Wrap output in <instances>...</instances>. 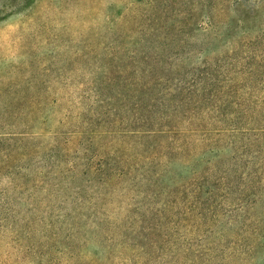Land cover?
I'll use <instances>...</instances> for the list:
<instances>
[{
  "label": "trees",
  "instance_id": "16d2710c",
  "mask_svg": "<svg viewBox=\"0 0 264 264\" xmlns=\"http://www.w3.org/2000/svg\"><path fill=\"white\" fill-rule=\"evenodd\" d=\"M262 3L207 0L192 26L130 28L131 47L101 61L96 112L53 124L12 105L44 99L26 82L0 85V230L65 264H95L84 229L100 264H176L175 220L261 201L264 28L249 32Z\"/></svg>",
  "mask_w": 264,
  "mask_h": 264
},
{
  "label": "rangeland",
  "instance_id": "374dc122",
  "mask_svg": "<svg viewBox=\"0 0 264 264\" xmlns=\"http://www.w3.org/2000/svg\"><path fill=\"white\" fill-rule=\"evenodd\" d=\"M206 4L207 0H0V85L18 91L26 82L29 93L44 99L12 105L48 110L53 124L70 112H96L89 108L95 107L101 61L119 48L131 47L130 28L147 30L150 23L160 30L170 23L192 26L202 22ZM262 27L264 0L250 35ZM194 37L204 39V32ZM173 226L176 264H264V197L235 212L222 210L214 220H175ZM83 235L90 246L86 256L100 264L105 257L94 243L98 236L89 229ZM40 244L47 251L39 257L28 252L23 239L16 241L10 231L0 230V264H65L58 254L48 253V241Z\"/></svg>",
  "mask_w": 264,
  "mask_h": 264
}]
</instances>
